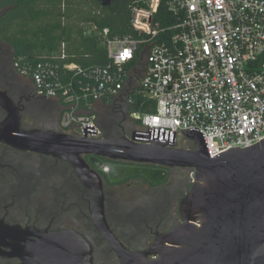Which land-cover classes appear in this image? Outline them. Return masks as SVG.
<instances>
[{"label":"built area","instance_id":"obj_1","mask_svg":"<svg viewBox=\"0 0 264 264\" xmlns=\"http://www.w3.org/2000/svg\"><path fill=\"white\" fill-rule=\"evenodd\" d=\"M140 2L137 38L91 28L104 65L67 62L63 43L56 59L17 61L57 106L60 130L101 138L105 113L124 106L132 133H166L174 147L175 133L198 130L211 157L264 138V0ZM162 8L164 25L154 19Z\"/></svg>","mask_w":264,"mask_h":264},{"label":"water","instance_id":"obj_2","mask_svg":"<svg viewBox=\"0 0 264 264\" xmlns=\"http://www.w3.org/2000/svg\"><path fill=\"white\" fill-rule=\"evenodd\" d=\"M0 106L5 111L0 120L1 143L62 159L91 186L92 218L121 264H264V138L211 157L198 130L174 134L175 140L193 139L191 149L168 146L171 136L166 133L88 138L58 129L24 128L18 108L4 91ZM89 154L114 161L106 165L127 169L122 176L111 177L103 168L110 181L131 174L151 179V172L123 162L193 168L191 185L179 202L182 221L158 234L148 249L125 247L104 218L100 178L82 157ZM0 242L26 264H93L90 244L76 231L21 229L0 221Z\"/></svg>","mask_w":264,"mask_h":264},{"label":"flooded vegetation","instance_id":"obj_3","mask_svg":"<svg viewBox=\"0 0 264 264\" xmlns=\"http://www.w3.org/2000/svg\"><path fill=\"white\" fill-rule=\"evenodd\" d=\"M2 91L18 108L24 128L60 130L57 106L35 92L30 76L20 72L11 46L0 37ZM105 114L106 118L101 121L102 137L132 134V124L124 106L119 111ZM4 115L5 111L0 106V120ZM174 147L195 148V141L179 138ZM82 157L100 178L104 218L112 234L125 247L148 249L158 234L182 221L179 202L191 185L193 168L177 164L163 166L123 162V166L151 172V179L131 174L110 181L106 170L99 167L101 164L103 168L107 167L115 177L123 172L106 165L114 161L90 154ZM92 200L91 186L84 184L75 169L64 160L40 152L18 150L0 142V221L21 229L76 231L90 244L93 264H121L92 218ZM0 264L26 262L0 242Z\"/></svg>","mask_w":264,"mask_h":264},{"label":"trees","instance_id":"obj_4","mask_svg":"<svg viewBox=\"0 0 264 264\" xmlns=\"http://www.w3.org/2000/svg\"><path fill=\"white\" fill-rule=\"evenodd\" d=\"M140 0H0V37L20 63L56 59L61 44L67 62L84 67L104 65V47L91 30L107 27L111 35L138 33L131 26L132 8ZM162 9L154 15L162 25L172 17ZM140 97H137L139 101Z\"/></svg>","mask_w":264,"mask_h":264},{"label":"bare ground","instance_id":"obj_5","mask_svg":"<svg viewBox=\"0 0 264 264\" xmlns=\"http://www.w3.org/2000/svg\"><path fill=\"white\" fill-rule=\"evenodd\" d=\"M110 167L113 168V167H116V166H110ZM105 168H106V169L108 170V172L110 173V176H111V177H114V176L111 175V172L109 171V169H108L107 167H105ZM116 168L118 169V171H121V172H123V173H120V174L117 173L118 175L115 176V177H120V176H122V175L126 172V170H127V169H123V168H120V167H116Z\"/></svg>","mask_w":264,"mask_h":264},{"label":"rangeland","instance_id":"obj_6","mask_svg":"<svg viewBox=\"0 0 264 264\" xmlns=\"http://www.w3.org/2000/svg\"><path fill=\"white\" fill-rule=\"evenodd\" d=\"M106 1V0H105ZM101 169H103V165L101 164V166L99 167ZM104 170V169H103ZM105 171V170H104ZM142 175V174H141ZM144 176V175H143ZM125 177V176H124ZM123 179V178H122Z\"/></svg>","mask_w":264,"mask_h":264}]
</instances>
